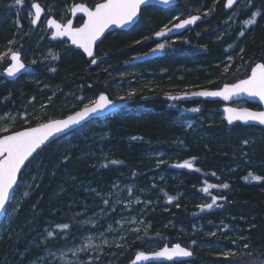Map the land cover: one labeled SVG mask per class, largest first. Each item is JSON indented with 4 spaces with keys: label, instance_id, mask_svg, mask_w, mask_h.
Returning a JSON list of instances; mask_svg holds the SVG:
<instances>
[{
    "label": "trees",
    "instance_id": "16d2710c",
    "mask_svg": "<svg viewBox=\"0 0 264 264\" xmlns=\"http://www.w3.org/2000/svg\"><path fill=\"white\" fill-rule=\"evenodd\" d=\"M29 1L16 5L15 0H0V72L13 51L32 68L12 82L0 78V117L16 115L14 126L0 135L65 117L103 93L127 104L52 142L26 165L19 182L27 178V195L11 223L12 240L0 245V264H9L11 255L31 259L35 248L29 244L39 242L32 235L46 223L47 231L53 232L51 240L63 236L68 241L73 226L66 214L75 202L86 207L95 193L103 203L125 198L131 190L146 195L149 204L141 232L131 246L111 253V264H126L137 253L174 244L189 249L192 259L162 264H264V130L227 128L217 122L218 102L164 101L168 95L217 90L245 78L254 63H264V0H240L237 6L244 2L247 8L229 20L237 6L226 13L224 0H178L168 10L145 8L132 29L101 40L93 68L66 43L52 44L46 37L37 43L32 35L36 30L28 26L25 14ZM32 1L44 10L51 6L55 20H68L69 5L90 7L103 0ZM253 12L258 13L255 23L245 26ZM193 14L203 18L194 30L165 41L174 44L157 58L131 64L135 56L154 48L146 37ZM60 46L65 50L58 51ZM42 47L48 56L41 53ZM35 55L39 58L34 62L27 60ZM128 69L137 74L119 76ZM147 75L150 78H144ZM40 106L43 112L38 113ZM209 117L215 121L208 123ZM21 119L27 123L21 124ZM192 121L199 127L186 129ZM185 161L195 170L169 168ZM250 173L261 179H251ZM127 183L125 191H118ZM210 185L214 187L205 193ZM212 196L218 197L216 204L202 210L200 206L211 203ZM125 210L117 206L115 213H130ZM64 224L70 228L58 232L57 226Z\"/></svg>",
    "mask_w": 264,
    "mask_h": 264
},
{
    "label": "snow or ice",
    "instance_id": "6c2138e0",
    "mask_svg": "<svg viewBox=\"0 0 264 264\" xmlns=\"http://www.w3.org/2000/svg\"><path fill=\"white\" fill-rule=\"evenodd\" d=\"M169 2L170 0H160V3L163 4H168ZM234 2L235 0H226L225 7L232 6ZM15 3L16 5H20L21 0H15ZM147 3H149V0H103V2L96 3L94 9L91 10L83 5L73 9V12L81 11L87 17L84 23L78 28L72 26L71 20H68L66 24H60L53 19H49L47 24L49 27L55 29L53 33L54 38L67 37L71 44L82 48L89 57H92V45L107 27L110 25L120 27L133 22L134 18L137 17L141 5ZM32 8L35 10V15L31 23L36 25L41 16L42 8L38 3H33ZM257 14L258 13L253 12L252 18L244 22L245 26L255 23ZM198 19V16H191L173 25V27L183 28L185 25L193 24ZM243 34L244 33L241 32V35ZM155 35L161 37L165 35V32H156ZM164 47V44H157L152 51L155 52ZM0 59H3V54H0ZM10 59L12 63L5 69V72L8 76H13L23 69L25 65L21 63L20 56L15 51L11 52ZM92 63H96V60L93 59ZM129 95H132V93H129ZM193 95L222 97L224 100L247 95L249 97H258L260 101L264 102V63L255 64V66L251 68L250 75L244 79L238 80L236 83L225 84L223 88L218 91H201ZM111 103L112 101H110L106 95L100 94L90 105H85L83 109L75 112L64 120H50L46 123L39 124L37 127L25 128L22 131L0 135V211L7 212L9 204H11L14 199L13 193L15 187L19 183L18 173H21L23 166L26 165V161H28L42 145H45V143L56 134L64 132L66 129H70L72 126L89 118L92 114L106 109ZM193 111H196V109H193ZM223 111L225 114L224 118L229 124L238 120H253L264 125V111L253 112L247 108L232 107H225ZM0 131L6 132L7 129H0ZM111 163L118 162L112 161ZM177 167L192 168L193 165L189 161H185L183 164L177 165ZM249 175L253 180L261 179L259 176H252L251 173ZM209 187L214 186L210 185L205 187L203 191L208 193ZM222 187L227 188L228 185L224 184ZM25 195H27V193H25ZM171 199L173 198L169 197V200ZM217 199L218 197L212 196L211 203L200 206L201 209L212 208L213 205L216 204ZM105 203H107V201H105ZM57 227L67 229L68 225H58ZM51 236H53V232L49 231L48 237ZM190 255L191 252L180 244H174L171 248L164 247L153 253L154 257H166L169 260L173 257H188ZM147 259H149V257L144 253H137L136 255V261ZM133 264H136V262L133 261Z\"/></svg>",
    "mask_w": 264,
    "mask_h": 264
},
{
    "label": "rangeland",
    "instance_id": "374dc122",
    "mask_svg": "<svg viewBox=\"0 0 264 264\" xmlns=\"http://www.w3.org/2000/svg\"><path fill=\"white\" fill-rule=\"evenodd\" d=\"M183 5L185 7V3ZM71 7L72 4L66 7L65 12L67 13V15H69ZM89 8L91 9L92 6H90ZM245 8H247L246 4H244V2L240 3L239 6H237V8L234 10V13L229 15L227 20L234 18L237 13L244 12ZM53 14L54 13H52L51 6L45 9L46 17L48 16L51 17L50 15ZM27 15L29 20V26L31 27L30 21L32 19V14L30 10H27ZM171 20L172 19L169 18L168 23H170ZM56 21L59 22L60 24H64L67 20L61 18ZM80 24H81V19H79L78 25ZM254 26L247 29V31L250 29L252 30ZM34 30L36 31L33 32L32 35L34 39L38 40L37 41L38 44H41L45 37L48 40L49 34L45 30V19L41 22L40 27ZM46 32L47 34H45ZM153 34L149 35V37L146 38L151 40ZM154 44H155L154 45L155 48L157 44H164V42L154 43ZM173 44H174L173 42H169L167 45L164 44L165 47L163 49H160L159 51L163 52V50L166 47H171ZM186 44H187L186 42H179V45L181 46H186ZM65 46L58 47V51L60 52L62 50L64 51ZM42 52H46V56L49 55V51L47 49H43V47L41 53ZM38 55L30 56L28 57L27 60L34 62V60H37L39 58L37 57ZM94 59L96 60L94 66H96L99 60L97 58ZM87 62L89 63V67H90V63L92 61H87ZM131 64H134L133 60ZM229 65L230 63L227 64V66ZM28 66L31 67V65ZM252 66H250L249 70L251 69ZM132 74H137V73L135 72V70L128 69L126 72L121 73L119 76L120 77H124L128 75L132 76ZM144 78H150V75H147ZM139 79L140 78H138V80ZM142 79L143 78H141V80ZM127 90L129 89L126 87L123 91L127 92ZM121 94L123 95L124 92H122ZM91 101L92 100L88 101L87 103H90ZM69 106H70L69 109L71 110L74 104H71ZM231 107L244 108L245 103L244 102L235 103L232 104ZM43 108L44 106H40L38 113L43 112ZM15 117L16 115L9 113L0 117V129H7V131H9L15 124ZM21 120H20L21 124L27 123L26 121H24V119ZM214 121L215 119H210L209 117L208 123H213ZM216 121L223 122V115L220 112L219 115L216 117ZM199 125L200 124L198 121H192L186 124V129L195 130L196 128L199 127ZM6 132L0 131V134ZM160 162L161 160H158L157 164H159ZM30 176H32V174L29 175V178ZM158 176L159 179H162L163 173H161V175ZM28 185H29L28 180L25 177V179L19 182L15 188V191L13 193V198H14L13 202L9 204L8 210L7 212H5L4 217L0 222V245L3 241L7 242V240H12L13 238L11 223L14 219L16 211L20 207L23 196L25 195V193H27L26 190ZM128 186H130L129 183H127L126 185H122L118 191L121 190L125 191L126 190L125 188ZM132 189L133 191H135L134 188ZM131 193L132 190L131 192L127 193L128 196L125 198L118 199L116 197H113L110 199V201H107V203L105 202L101 203L100 201H97V198H99V194L95 193V195H93L92 197L93 199H95V201H93V199L89 200V205H87L86 207H82L75 202L73 205H71L70 212L66 214L68 216V221L71 222L70 224L71 226H73V233H70V238L68 241H64L63 236H57L51 240L48 237L47 230L49 226H47L48 223H46V225L42 227L43 229L41 230L35 229V232L32 235L34 238H37L39 242L31 241V243L29 244L30 247L35 248L34 254L31 257V259L24 260L22 254L19 255L17 258H14L11 255L9 257L10 261L8 263L9 264H111L110 263L111 253L116 252L120 248L126 249L127 247L131 246L142 229V220L144 216V211L146 209L145 207L148 206L149 201L147 200L146 195H144L141 192L135 194H131ZM117 206L126 208L125 211L130 213L126 215L123 214L122 212H118L119 215H117L115 213ZM58 218L61 219L62 216H59ZM68 228H70L69 225ZM67 229L59 228L57 229V231L62 232L64 230L66 232ZM64 235L66 236V233H64ZM118 254H121V252Z\"/></svg>",
    "mask_w": 264,
    "mask_h": 264
},
{
    "label": "water",
    "instance_id": "95a60500",
    "mask_svg": "<svg viewBox=\"0 0 264 264\" xmlns=\"http://www.w3.org/2000/svg\"><path fill=\"white\" fill-rule=\"evenodd\" d=\"M240 0H235L234 4L230 7H225V4H226V0H224V3H223V10L224 12L226 13H229L231 12L235 6L239 3ZM103 2V1H102ZM80 5H83L84 7H87L85 6L84 4L82 3H76L74 4L72 7H71V10H70V13H69V20L72 21V26H73V20L76 19V18H82V24L84 23V21L87 19V17L85 16V14L81 11H75L73 12V9L80 6ZM178 5V0H170V2L168 4H163V3H160V0H149V3L145 4V5H141L140 9L138 10V14H137V17L134 18L133 22L127 24V25H124V26H120V27H117L115 25H110L109 27H107L101 34L100 36L98 37V39L93 43L92 45V51H93V56L92 57H89L87 55V53H85L83 51L82 48H79L78 46L76 45H73L71 44V42L68 40L67 37H55L53 36V33L55 31L54 28H51L48 26L47 24V21L49 19H53V18H47L46 22H45V29L50 32V36L48 38L49 42L50 43H59V42H66L68 44V46L73 49L74 51L76 52H79L84 58L86 61H92L94 59V51H95V47L101 42V40L107 35V34H110V33H114V32H127L129 31L130 29H132L136 24L137 22L139 21V18H140V12L141 10L145 9V8H148V7H154V8H158V9H162V10H166V9H169V8H174ZM95 5L91 8V9H94ZM42 8V7H41ZM88 8V7H87ZM90 9V8H89ZM90 9V10H91ZM30 12L32 14V18L34 17L35 15V10L32 8V5L30 6ZM191 16H198L199 19L196 20L193 24H190V25H185L183 28H175L173 26L167 28V29H164V30H161V31H164L165 32V35L164 36H161V37H157L155 35V33L152 35L151 37V41L152 42H161L163 40H167V39H170L172 37H177V36H180L182 35L183 33L189 31V30H192L194 29V27L196 25H198L199 23L202 22V17L199 16V15H190L188 16L187 18H184V19H188L189 17ZM44 17V10L42 8V13H41V16L40 18L38 19L37 21V24L36 25H33L31 23V27L33 29L37 28L42 20V18ZM184 19H181L179 20L177 23H180L182 20ZM54 20V19H53ZM56 21V20H55ZM57 22V21H56ZM68 22V21H67ZM66 22V23H67ZM59 23V22H57ZM65 23V24H66ZM176 23V24H177ZM81 24V25H82ZM80 25V26H81ZM175 25V24H174ZM79 26V27H80ZM75 28H78V27H75ZM170 30V31H169ZM160 32V31H159ZM159 55V51H151V52H148V53H145V54H142V55H138V56H135L134 59H133V63L134 64H142L144 62H147V61H150V60H153L155 59L156 57H158ZM11 56V55H10ZM10 56L8 57V66L7 68L10 66V64L12 63L11 62V59H10ZM21 60V58H20ZM21 63H23L21 61ZM257 63H261V62H256L255 64ZM24 64V63H23ZM255 64L252 66L254 67ZM25 65V64H24ZM94 66V63H90V67L92 68ZM251 67V68H252ZM6 69V68H5ZM5 69L0 73V78L4 79L6 82H12V81H15L17 78H19L20 76H23V75H26L28 74L30 71H31V67L28 66V65H25V67L23 69H21L19 72H17L15 75L13 76H8L5 72ZM250 72H251V69L248 73V75H250ZM236 83V82H235ZM225 85V84H224ZM222 85L219 89L217 90H204V91H218L220 90L221 88H223ZM201 92V91H199ZM194 93H198V92H193V93H185V94H180V95H171V96H166L164 98L165 101L167 102H172V103H187V102H191V101H195V100H199V101H204V102H218V103H221L223 104L224 106L221 107L220 109V113L223 115V123L226 127H232L234 125H240V126H244V127H255V128H260L262 130H264V125L260 124L258 121H253V120H249V121H245V120H238V121H233L231 124H229L224 116V111L223 109L225 107H231L230 105L231 104H234V103H239V102H245L246 104H250V105H254L257 109L256 110H252V109H249L250 111H253V112H260V111H264V102L260 101L258 97H249L247 95H241V96H238V97H233L232 99L230 100H224L222 97H206V96H199V95H193ZM106 95V94H104ZM107 96V95H106ZM108 97V96H107ZM98 98V97H97ZM96 98V99H97ZM95 99V100H96ZM109 99V98H108ZM110 100V99H109ZM112 101V100H110ZM124 106H126V101H112V103L104 110L102 111H99L95 114H92L89 118L81 121L79 124L77 125H74L72 126L70 129H66L64 132H61V133H58L56 134L54 137L50 138L49 141H47L45 143V145H42L41 148L39 150H37L36 153L33 154L32 157L29 158L28 161H26V165L28 164V162L30 160H32V158L38 154L43 148H45L46 146H48L49 144H51L52 142L58 140L59 138L73 132L74 130L80 128L81 126H83L84 124H86L87 122L93 120V119H99V118H102V117H105V116H108L109 114L115 112L116 110L120 109V108H123ZM233 108V107H232ZM246 108V107H244ZM83 109V108H82ZM81 110V109H80ZM78 110V111H80ZM77 112V111H76ZM75 113V112H74ZM74 113L72 114H69L65 117H62V118H59V119H53V120H64L66 119L67 117L73 115ZM48 122V121H47ZM46 123V122H45ZM34 127H37V126H34ZM31 128V127H30ZM25 129V128H24ZM24 129H21V130H18V131H22ZM18 131H15V132H18ZM13 133V132H12ZM10 134V133H9ZM180 164H183V163H176V164H171L169 165V168L172 169V170H176V171H181V170H184V171H193L194 168H183V167H177V165H180ZM25 165V166H26ZM25 166H23L22 170L25 168ZM22 172V171H21ZM19 174L18 173V177H19ZM16 188V187H15ZM4 213L3 211H0V221L2 219V217L4 216ZM164 247H169L171 248L172 246H164ZM162 247V248H164ZM160 248V249H162ZM160 249L156 250V251H159ZM186 249V248H185ZM156 251L154 252H148V253H144V252H140V253H144L145 255H147L149 257V259L147 260H140V261H136V255L135 254L126 264H133V261L136 262V264H162V263H178V262H185V261H189L192 259V253L190 256L188 257H173L171 260L167 259L166 257H154L153 256V253H155ZM189 251V250H188Z\"/></svg>",
    "mask_w": 264,
    "mask_h": 264
},
{
    "label": "bare ground",
    "instance_id": "6f19581e",
    "mask_svg": "<svg viewBox=\"0 0 264 264\" xmlns=\"http://www.w3.org/2000/svg\"><path fill=\"white\" fill-rule=\"evenodd\" d=\"M33 3H37V2H33L32 0H30L29 1V3H28V7H27V9H25V14H26V16H27V21H28V26H29V20H28V15H27V12H26V10H29V8H30V6L33 4ZM39 4V3H38ZM11 11H14L15 10V8H12V9H10ZM32 20V19H31ZM30 25H31V21H30ZM30 27V26H29ZM58 119V118H57ZM187 249V248H186ZM187 250H189V249H187ZM190 251V250H189ZM191 252V251H190Z\"/></svg>",
    "mask_w": 264,
    "mask_h": 264
},
{
    "label": "flooded vegetation",
    "instance_id": "af4514ba",
    "mask_svg": "<svg viewBox=\"0 0 264 264\" xmlns=\"http://www.w3.org/2000/svg\"><path fill=\"white\" fill-rule=\"evenodd\" d=\"M203 19V18H202ZM194 30V29H193ZM186 33V32H185ZM185 33H183L182 35L178 36V37H182ZM166 45V43H164Z\"/></svg>",
    "mask_w": 264,
    "mask_h": 264
}]
</instances>
